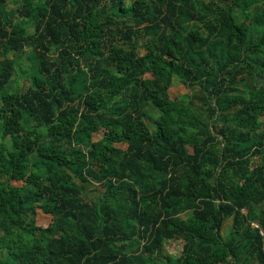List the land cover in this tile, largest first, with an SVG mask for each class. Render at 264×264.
<instances>
[{"label": "trees", "instance_id": "1", "mask_svg": "<svg viewBox=\"0 0 264 264\" xmlns=\"http://www.w3.org/2000/svg\"><path fill=\"white\" fill-rule=\"evenodd\" d=\"M0 264H264V0H0Z\"/></svg>", "mask_w": 264, "mask_h": 264}, {"label": "rangeland", "instance_id": "2", "mask_svg": "<svg viewBox=\"0 0 264 264\" xmlns=\"http://www.w3.org/2000/svg\"><path fill=\"white\" fill-rule=\"evenodd\" d=\"M20 2V0H7V5L9 8H13L15 9V6L18 5ZM28 31H31V28L28 29ZM31 47L28 46L27 49L25 50L26 52L22 54L21 58H19V64L22 68H26L29 67L31 65V61L29 60V53H30ZM20 68L17 67V71L14 74V79L15 82L19 83V87H21V89H23L26 86L27 83V79L24 75H22V73L19 71ZM198 92V86H196V88H187L185 87V85L179 80V79H175V83L173 84V86L170 89V93L171 96L176 98L179 97L183 94L186 93H197ZM122 147H126L125 144L121 145ZM186 149L188 152H192V147L189 145H186ZM76 183H80L78 180H76ZM15 184H18L19 182L14 181ZM105 190V187L102 184H91V185H87L86 186V192H85V196L87 199H92L98 195H100L103 191ZM52 220V217L48 214L43 213L41 210H38V218H37V222L40 225H48ZM229 225V222H225L224 223V227H223V232L225 233L227 230V226ZM28 240H31V238H29ZM182 246L183 243L181 240H167L164 243V249L166 250V252L168 254H170L171 256H173L174 258L178 257L181 252H182Z\"/></svg>", "mask_w": 264, "mask_h": 264}]
</instances>
